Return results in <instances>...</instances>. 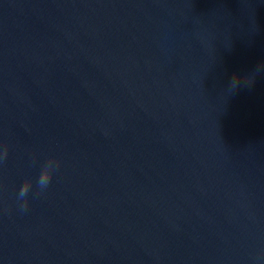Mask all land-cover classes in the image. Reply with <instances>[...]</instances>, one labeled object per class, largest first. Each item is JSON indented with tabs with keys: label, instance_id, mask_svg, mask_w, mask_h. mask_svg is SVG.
<instances>
[{
	"label": "water",
	"instance_id": "water-1",
	"mask_svg": "<svg viewBox=\"0 0 264 264\" xmlns=\"http://www.w3.org/2000/svg\"><path fill=\"white\" fill-rule=\"evenodd\" d=\"M5 147L0 264H264V0H0Z\"/></svg>",
	"mask_w": 264,
	"mask_h": 264
},
{
	"label": "clouds",
	"instance_id": "clouds-1",
	"mask_svg": "<svg viewBox=\"0 0 264 264\" xmlns=\"http://www.w3.org/2000/svg\"><path fill=\"white\" fill-rule=\"evenodd\" d=\"M233 79L237 80V77L234 76ZM7 155H8V149L7 147H5L2 153H0V162L6 160ZM57 167H58V161H54L53 159H49L45 163L36 181L38 190L40 192H43L49 186L53 172ZM31 187H32V181L30 179H26L19 189L17 200L20 201L19 207L21 210H26L28 208L27 196Z\"/></svg>",
	"mask_w": 264,
	"mask_h": 264
}]
</instances>
